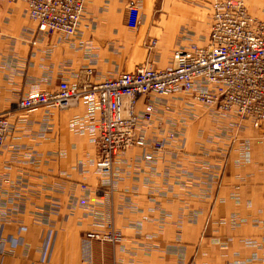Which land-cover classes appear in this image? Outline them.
<instances>
[{"label": "crops", "instance_id": "0c3cea01", "mask_svg": "<svg viewBox=\"0 0 264 264\" xmlns=\"http://www.w3.org/2000/svg\"><path fill=\"white\" fill-rule=\"evenodd\" d=\"M248 1L255 16L264 12V0ZM128 3L139 10L134 28L124 23ZM155 3L87 0L66 36L38 32L23 2L0 0V113L10 124L0 148V264H264V134L249 122L236 129L229 114L156 98L137 131L164 150L122 151L102 176L91 96L65 110L11 109L59 82L78 86L85 68L94 83L146 63L161 70L176 49L206 42L194 0ZM107 223L119 243L86 238Z\"/></svg>", "mask_w": 264, "mask_h": 264}, {"label": "built area", "instance_id": "2783aa9c", "mask_svg": "<svg viewBox=\"0 0 264 264\" xmlns=\"http://www.w3.org/2000/svg\"><path fill=\"white\" fill-rule=\"evenodd\" d=\"M8 1H21L26 5L27 15L36 22L38 32L72 36L87 0ZM209 10L206 42L176 49L164 69L158 70L146 63L94 83L90 80L93 70L85 68L78 86L59 82L50 90L19 97L11 109L26 112L52 106L65 110L85 96H91L98 109L94 166L102 176L111 174L114 160L122 151L131 148L148 152L164 150L162 140L148 142L137 131L139 118L151 121L156 98L205 106L233 116L236 129L247 121L254 130L264 134V18L250 14L244 0H211ZM138 15L134 4H126L125 25L134 28ZM145 46L153 51L157 40L150 38ZM196 81L205 89L193 90ZM9 132L8 116L0 113V148ZM166 137L171 141L175 139L173 133H167ZM151 157L150 153L144 155L145 160ZM86 238L116 244L122 240V235L107 223L103 232L88 233ZM45 250L47 246L44 254Z\"/></svg>", "mask_w": 264, "mask_h": 264}, {"label": "rangeland", "instance_id": "374dc122", "mask_svg": "<svg viewBox=\"0 0 264 264\" xmlns=\"http://www.w3.org/2000/svg\"><path fill=\"white\" fill-rule=\"evenodd\" d=\"M210 1L211 0H194V11L192 14L193 19H194V30L197 31L198 33H201V34L207 33L208 26L210 23V10H209V2ZM244 1L247 5V8H248V11L250 12V14L255 16L253 13H251L252 11H250L249 1L248 0H244ZM161 3H162V0H156L155 9H159ZM255 17L263 19L264 18V12L262 10H260V12ZM194 43H196L198 45H202V44H204V41L197 39V40H194ZM157 46H158V40H157Z\"/></svg>", "mask_w": 264, "mask_h": 264}]
</instances>
